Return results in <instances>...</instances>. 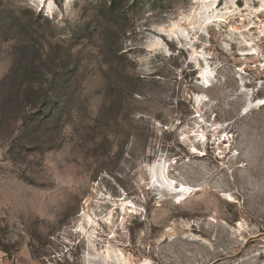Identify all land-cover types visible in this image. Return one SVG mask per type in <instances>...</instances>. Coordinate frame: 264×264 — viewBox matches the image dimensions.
<instances>
[{"label": "rangeland", "instance_id": "1", "mask_svg": "<svg viewBox=\"0 0 264 264\" xmlns=\"http://www.w3.org/2000/svg\"><path fill=\"white\" fill-rule=\"evenodd\" d=\"M0 248L264 264V0H0Z\"/></svg>", "mask_w": 264, "mask_h": 264}, {"label": "built area", "instance_id": "2", "mask_svg": "<svg viewBox=\"0 0 264 264\" xmlns=\"http://www.w3.org/2000/svg\"><path fill=\"white\" fill-rule=\"evenodd\" d=\"M0 264H7L5 261V253L1 248H0Z\"/></svg>", "mask_w": 264, "mask_h": 264}, {"label": "bare ground", "instance_id": "3", "mask_svg": "<svg viewBox=\"0 0 264 264\" xmlns=\"http://www.w3.org/2000/svg\"><path fill=\"white\" fill-rule=\"evenodd\" d=\"M213 2H214V1H213ZM210 3H211V2H210ZM178 194L186 195V192L179 191ZM89 222L91 223L92 221H89ZM120 255H121V254H120Z\"/></svg>", "mask_w": 264, "mask_h": 264}]
</instances>
